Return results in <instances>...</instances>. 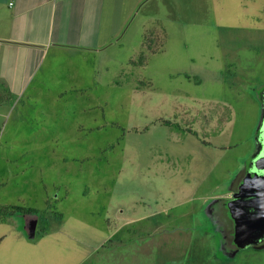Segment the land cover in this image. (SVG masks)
I'll list each match as a JSON object with an SVG mask.
<instances>
[{
	"label": "rangeland",
	"instance_id": "1",
	"mask_svg": "<svg viewBox=\"0 0 264 264\" xmlns=\"http://www.w3.org/2000/svg\"><path fill=\"white\" fill-rule=\"evenodd\" d=\"M120 26L38 100L0 104V206L36 210V238L61 210H92L103 235L106 211L134 207L158 214L130 228L136 264H264V244L239 249L226 196L261 116L264 0H140ZM25 217L0 235L27 237Z\"/></svg>",
	"mask_w": 264,
	"mask_h": 264
},
{
	"label": "crops",
	"instance_id": "2",
	"mask_svg": "<svg viewBox=\"0 0 264 264\" xmlns=\"http://www.w3.org/2000/svg\"><path fill=\"white\" fill-rule=\"evenodd\" d=\"M139 1L0 0V92H8L13 105L38 100L44 87L57 79L60 66L75 60L85 65L87 55L99 56L111 45L122 27L115 29V21L133 12ZM60 201L56 196L54 202ZM62 211L53 228L37 238L36 228L29 238L23 237L22 226H9L16 233L0 235V264H136V232L131 234L130 228L158 216L136 215L134 207L132 212L106 211L102 218L107 233L101 235L91 223L92 210ZM24 251H35L37 260L22 256Z\"/></svg>",
	"mask_w": 264,
	"mask_h": 264
},
{
	"label": "flooded vegetation",
	"instance_id": "3",
	"mask_svg": "<svg viewBox=\"0 0 264 264\" xmlns=\"http://www.w3.org/2000/svg\"><path fill=\"white\" fill-rule=\"evenodd\" d=\"M259 102L264 105V90L261 92V95L259 97ZM264 121H263V126L260 131H256L253 137V147L251 149V152L249 155H246V160H245V167L241 172H239L237 178H236V185L234 188L229 190L226 193L227 199L229 201L235 202L239 196L241 195V191H243V187L245 188H250L251 185H259V191L264 193ZM256 170H258V173H256ZM254 175H261V178L256 180L251 179L250 177ZM257 181V182H255ZM248 198V197H247ZM249 200V198H248ZM242 203V202H241ZM247 203V202H246ZM234 206H236V203H233ZM256 206H252V204H247V207L245 209H242L241 207L238 208L239 216L240 218H243V220L240 221H245L248 224H252L253 222L257 224L258 229L253 233L252 239L256 241L253 243V247H261L264 244V208L262 213V216H256V210L254 209ZM264 207V206H263ZM233 214L235 216H238L236 209L233 210ZM214 217V222H218L219 217L218 214L215 213ZM224 220H228L229 224L231 223V217H229L226 214V217L224 216ZM234 224L236 225V218L233 216ZM33 221V220H31ZM27 221V225L31 222ZM232 221V222H233ZM221 225H219L220 227ZM238 247V246H237ZM236 247V249H238Z\"/></svg>",
	"mask_w": 264,
	"mask_h": 264
},
{
	"label": "water",
	"instance_id": "4",
	"mask_svg": "<svg viewBox=\"0 0 264 264\" xmlns=\"http://www.w3.org/2000/svg\"><path fill=\"white\" fill-rule=\"evenodd\" d=\"M262 109H261V116L259 119V123L257 126L256 131H260L262 126H263V121H264V105H261ZM264 155V153H263ZM256 173H258V170H256ZM253 180L258 181V179L261 178V175H254L252 177H250ZM255 181V182H257ZM259 185H251L250 188H245V186L242 188L243 191H241V195L239 196V198L232 203H236V206L233 207V210L236 209V212L238 214V216L234 217L236 218V224H237V230L239 231V236L241 238V242L239 246V249H245L248 246H252L253 243H255L256 241H254L251 237L253 235V233L258 229L257 224H255L254 222L251 224L246 223L245 221H240L243 220V218H240L239 216V212H238V208H242L245 209V207H247V204H252V206H256L254 209L256 210V216H262V211H263V206H264V193L259 191ZM249 200H248V198ZM242 202V203H241ZM247 202V203H246ZM240 218V220H239ZM35 227H36V221L33 220L31 221L27 226H26V233L27 236L29 238H33L34 237V232H35Z\"/></svg>",
	"mask_w": 264,
	"mask_h": 264
},
{
	"label": "trees",
	"instance_id": "5",
	"mask_svg": "<svg viewBox=\"0 0 264 264\" xmlns=\"http://www.w3.org/2000/svg\"><path fill=\"white\" fill-rule=\"evenodd\" d=\"M150 51H154V50H150ZM138 63L136 60H130L129 61V65L134 67L136 66ZM139 64H141L139 62ZM11 102L12 98L10 97V95L6 94V92H0V103H4V102ZM36 213V211L32 210V209H24L21 207H4V206H0V223L4 222L6 219L8 218H12L14 216H26L25 219L26 221H31L32 219H34V214Z\"/></svg>",
	"mask_w": 264,
	"mask_h": 264
}]
</instances>
